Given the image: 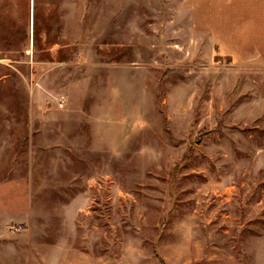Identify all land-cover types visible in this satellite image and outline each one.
Returning <instances> with one entry per match:
<instances>
[{"label": "rangeland", "instance_id": "rangeland-1", "mask_svg": "<svg viewBox=\"0 0 264 264\" xmlns=\"http://www.w3.org/2000/svg\"><path fill=\"white\" fill-rule=\"evenodd\" d=\"M0 264H264V0H0Z\"/></svg>", "mask_w": 264, "mask_h": 264}]
</instances>
